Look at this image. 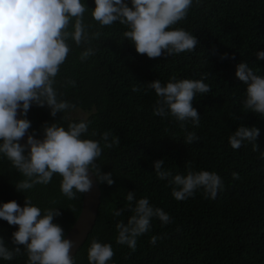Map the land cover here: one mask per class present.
Segmentation results:
<instances>
[{"label":"trees","instance_id":"16d2710c","mask_svg":"<svg viewBox=\"0 0 264 264\" xmlns=\"http://www.w3.org/2000/svg\"><path fill=\"white\" fill-rule=\"evenodd\" d=\"M88 7L84 23L89 33L99 31L92 40L95 55L81 60L87 45L77 47L67 41L70 51L55 77L58 98L74 104L73 110L89 114L85 139L100 140L104 132L119 137L120 143L104 148L98 158L101 172H112L114 183L99 184L102 204L97 224L85 245L74 258L75 264H89L88 248L93 239L111 244L114 256L107 264H264V118L243 108L246 85L235 76L236 66L247 62L264 76V60L256 53L264 51V0H194L185 19L171 26L183 28L197 37L199 43L191 52L149 58L138 54L123 33L127 26L114 22L100 27L91 16L94 0H81ZM131 7V0H126ZM75 18L70 20L72 31ZM227 54V58H223ZM178 80H199L210 86L207 94H197L192 106L200 116L199 127L189 120L185 129L195 132L198 141L185 142L186 131L171 115L155 116L157 96L154 90L144 91L145 83L159 79L166 84L171 77ZM69 81H75L72 85ZM133 86L141 90L133 92ZM66 113L50 115V109L33 104L27 113L29 132L42 136L45 122H79ZM61 116L64 117L61 119ZM255 126L260 135L253 143L245 142L236 150L229 136L238 126ZM95 131L98 134L92 136ZM163 160V167L173 175L189 169L216 172L224 188L216 199L205 198L199 189L194 196L177 201L167 180H160L153 167ZM240 179H233L232 173ZM23 179L11 163L0 155V204L15 200L21 207L25 197L42 210L59 208L61 215L53 223L60 225L65 237L78 220L84 195L69 200L60 190L61 177L54 174L48 185H36L17 192L14 184ZM136 200L148 198L152 206L169 214L172 223L164 225L152 218L150 230L137 238L136 250L116 243V224L127 223V192ZM55 201V203H53ZM135 201H133V205ZM124 209L120 216L114 211ZM18 226L0 220V237L9 248L15 247L11 235ZM152 236L161 237L155 245ZM10 261L0 264H26L23 248Z\"/></svg>","mask_w":264,"mask_h":264},{"label":"clouds","instance_id":"9594fccd","mask_svg":"<svg viewBox=\"0 0 264 264\" xmlns=\"http://www.w3.org/2000/svg\"><path fill=\"white\" fill-rule=\"evenodd\" d=\"M193 2L131 0L130 7L126 0H94L91 16L100 27L111 26L114 22L127 26L123 35L138 54H146L149 58L167 57L191 52L199 43L192 33L171 27L186 18ZM86 10L88 7L81 0H0V155L23 177L14 184L17 192L24 193L36 185L46 186L54 174L60 175L61 193L69 200L91 191L92 176L97 184L111 186L114 183L112 172L102 173L97 161L102 155L101 141L104 148H112L120 143L119 137L110 140L111 133L106 131L100 140L85 139L89 123L84 120L69 122L67 128L59 122H45L41 138H36L35 132L29 133L31 121L27 113L33 104L47 106L53 118L57 113L63 114L76 107L58 98L55 77L70 51L69 39L77 47L88 46L81 53L82 61L95 55L91 43L101 33H89L84 23ZM72 18H75L73 30L68 31ZM256 56L257 60H264V51H258ZM223 58H227V54ZM235 76L246 85L243 108L264 118V76L257 74L247 62L236 66ZM69 83L74 85L75 81ZM144 85L145 92L154 90L157 96L155 116L171 115L180 122L182 129L189 120L199 127L200 116L192 102L197 94L211 91L204 77L178 80L173 76L166 84L156 79ZM140 90L138 86L132 88L133 92ZM18 110L23 118L17 119ZM185 131L187 144L198 141L195 132ZM26 134V142L21 144ZM97 134L91 133L92 136ZM259 135V128L241 125L229 136V144L238 150L247 141L253 143V151H258L255 141ZM260 155L264 158V152ZM163 165V160L155 161V173L160 180H167L173 186L172 196L177 201L194 196L199 189L203 190L205 198L214 200L224 188L222 178L214 171L189 169L186 174L173 175ZM232 176L240 179L236 172ZM126 200L132 215L126 224L123 221L116 224V243L127 245L134 252L137 238L150 230L152 218H158L164 225L172 220L164 210L152 206L146 197L136 200L135 193L128 191ZM123 212L124 209H119L113 215L120 216ZM59 215V208L42 210L26 197L23 207L15 200L0 204V220L18 226L11 235L15 247L9 248L0 237V258L10 261L22 254L23 248L26 264H75L69 252L76 242L65 238L63 228L53 223ZM160 238L152 236L150 243L155 245ZM113 256L111 244L92 240L88 248L89 264H107Z\"/></svg>","mask_w":264,"mask_h":264},{"label":"water","instance_id":"95a60500","mask_svg":"<svg viewBox=\"0 0 264 264\" xmlns=\"http://www.w3.org/2000/svg\"><path fill=\"white\" fill-rule=\"evenodd\" d=\"M23 118L18 115L17 119ZM30 133V132H29ZM38 138V137H36ZM27 139L26 136L20 141L21 144H24ZM91 179L93 180V186L90 192L84 194L83 198V205L80 216L76 221L75 225L65 237L67 239H71L75 241V247L70 249L69 255L70 257L75 258L80 248H82L87 240L89 239L92 231L94 230L98 216L100 207L102 204V191L99 184L96 183L95 176H92Z\"/></svg>","mask_w":264,"mask_h":264},{"label":"rangeland","instance_id":"374dc122","mask_svg":"<svg viewBox=\"0 0 264 264\" xmlns=\"http://www.w3.org/2000/svg\"><path fill=\"white\" fill-rule=\"evenodd\" d=\"M69 116L72 119L86 120L88 118L89 114L82 111V110H73L71 113H69Z\"/></svg>","mask_w":264,"mask_h":264}]
</instances>
